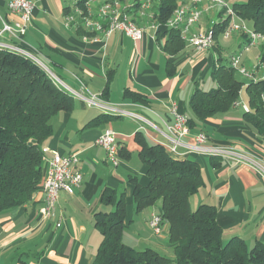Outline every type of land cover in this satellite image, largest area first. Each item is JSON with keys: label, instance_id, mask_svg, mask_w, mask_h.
<instances>
[{"label": "crops", "instance_id": "1", "mask_svg": "<svg viewBox=\"0 0 264 264\" xmlns=\"http://www.w3.org/2000/svg\"><path fill=\"white\" fill-rule=\"evenodd\" d=\"M9 1L0 0V32L3 21L16 20L9 11ZM31 1L34 14L27 33L20 40L2 35L0 42L31 51L73 94V110L61 112L51 121L53 133L44 146V180L55 154H76L83 181L73 195L60 192L53 220L46 221L41 214L44 180L30 203L0 211V264H93L103 240L95 216L114 210L101 201L108 189L124 197L123 240L128 246L142 251L171 249L168 225H163L160 236L149 227L154 209L136 211L132 180L142 187L149 183L136 135L142 133L152 144L165 143L164 123H174V104L187 120H195L192 96L197 89L207 91L208 83L211 89L217 86L213 78L209 80V74L212 77L213 70L221 65L230 66V59L225 64L223 57V50L229 47L235 50L233 54L241 55V66L251 75L240 79L245 84L237 102L240 105L236 103L230 111L194 124L192 136L184 138L185 146L176 156L196 161L202 171L203 186L191 199L192 209L202 204L216 207L225 241L240 237L248 246L264 244V178L249 166L210 157L205 152L213 147H232L246 151L264 166V132L246 121L244 109L246 106L249 110L247 87L264 81V41L246 49L248 38L241 32L225 38L220 31V24L226 21L224 12L202 2L197 5L202 17L192 33L214 29V48L198 51L181 38L184 47L170 55L164 45L172 30L157 20L161 0H151L148 8L142 7L147 0H122L145 31L140 41L119 32L106 37L87 30L74 0ZM181 7L191 9L195 5L178 0L177 9ZM91 9L96 14L98 3ZM68 16L74 18L70 26ZM245 22L253 31L252 25ZM127 92L141 95L146 103L134 101ZM107 130L116 133L121 148L118 166L108 162L105 150L97 145ZM200 133L208 137L204 145H197L193 138ZM59 221L63 223L61 228L56 227Z\"/></svg>", "mask_w": 264, "mask_h": 264}, {"label": "trees", "instance_id": "2", "mask_svg": "<svg viewBox=\"0 0 264 264\" xmlns=\"http://www.w3.org/2000/svg\"><path fill=\"white\" fill-rule=\"evenodd\" d=\"M232 3L238 16L252 23L253 31L264 36V0H225ZM178 0H161L157 20L167 23ZM228 21L220 24L224 31ZM216 34V33H215ZM184 47L179 32L170 31L164 45L175 55ZM217 86L209 91L197 89L191 99L195 120L190 129L215 115L230 111L240 100L245 84L234 68L221 65L212 72ZM246 121L264 132V81L251 84ZM145 104L141 95L127 92ZM74 96L34 61L0 49V211L31 202L44 180V146L53 133L51 121L61 112H71ZM140 156L147 166L149 183L142 187L136 179V211L160 205V216L168 225L174 260L154 249L137 251L123 240L126 229V204L114 190H106L101 201L113 206L111 212L96 214V226L103 236L93 264H264V244L249 247L244 239L224 240L217 221L216 207H191V199L203 186L200 165L192 159L171 154L161 144L150 143L142 133L136 135ZM121 148L119 149V157ZM214 160V158H212Z\"/></svg>", "mask_w": 264, "mask_h": 264}, {"label": "built area", "instance_id": "3", "mask_svg": "<svg viewBox=\"0 0 264 264\" xmlns=\"http://www.w3.org/2000/svg\"><path fill=\"white\" fill-rule=\"evenodd\" d=\"M151 0H147L142 5L143 8H148ZM192 3L195 7L189 9L187 7L178 8L173 17L167 22V27L171 30L179 32L181 38L190 44L198 51L211 50L216 43V34L214 29L200 34L192 33V28L197 25L202 17V10L197 6L202 2H208L213 8H220L228 21L227 27L223 31V36L229 38L234 32H241L248 38L247 48L255 47L260 42L264 41L262 34L256 33L246 26V22L242 20L233 6L225 0H185ZM98 3L96 14L92 13V4ZM76 10L81 15L83 26L92 32L103 34L109 37L114 32L123 33L134 41L143 40L145 31L131 17V7L124 4L122 0H74ZM9 11L16 17L13 23L3 21V28L0 32L2 35H9L15 40H20L29 30L33 21L34 4L31 0H10L8 4ZM67 26L74 23V18L68 16L66 18ZM0 49H5L13 53L24 56L45 70L54 80L62 84L58 78L49 70V68L31 51L10 43L0 42ZM230 67L237 70L243 77H251L245 68L241 66V55L235 53L230 57ZM264 105V92L261 95ZM237 106L240 103L236 104ZM246 112L248 108L244 106ZM174 116V123H164L167 133H163L166 142L163 145L168 152L174 155L179 154V148L185 146L184 138L190 137L191 129L188 125L187 118L180 114L177 105L174 104L171 109ZM124 115L137 118L133 113L123 112ZM156 130L160 131L156 126L151 125ZM197 145H204L208 142V137L203 134L193 136ZM97 145L105 150L107 161L113 166H118L119 145L117 142L116 133L112 130H107L97 141ZM210 157H219L228 162H233L236 165H246L253 168L257 173L264 178L263 164L251 154L244 150L235 149L232 147H213L205 150ZM81 165L80 158L76 154L67 157L55 154L50 161V168L45 178L42 191L44 194V207L41 214L44 220H53L56 215L59 194L61 191L73 195L76 189L81 187L83 175L78 167ZM62 221L56 224L57 228H61ZM164 222L159 213H152L149 220V227L155 236H160L163 233Z\"/></svg>", "mask_w": 264, "mask_h": 264}, {"label": "rangeland", "instance_id": "4", "mask_svg": "<svg viewBox=\"0 0 264 264\" xmlns=\"http://www.w3.org/2000/svg\"><path fill=\"white\" fill-rule=\"evenodd\" d=\"M236 1H240V2H243V1H245V0H236ZM231 6H232V3H229ZM225 18H226V16H225ZM249 25L251 26L252 24H250V22H249ZM235 52V50L231 47H229V48H226V49H224L223 50V57H225L226 58V60L224 61V63L226 64V63H228L229 62V59H230V57L233 55V53ZM50 70V69H49ZM238 77L240 78V79H243L244 77L241 75V74H239L238 73ZM212 79V77H211V73L209 74V80H211ZM205 88H206V90L208 91V90H210L211 89V87L209 86V83L205 86ZM191 207H192V203H191ZM154 211L156 212V213H159L160 212V205L158 204V205H156L154 208ZM197 208H195V209H193V210H196ZM126 244V243H125ZM169 244V243H168ZM250 248L251 247H253V246H249ZM137 251H142V250H137ZM159 251V253H161L162 255H164V256H167V257H169L170 259H172V260H174V250H173V247L171 248V249H169V247L168 248H164V249H160V250H158Z\"/></svg>", "mask_w": 264, "mask_h": 264}]
</instances>
